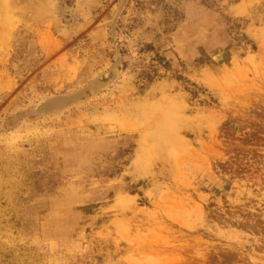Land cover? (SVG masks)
Wrapping results in <instances>:
<instances>
[{"label":"rangeland","instance_id":"rangeland-1","mask_svg":"<svg viewBox=\"0 0 264 264\" xmlns=\"http://www.w3.org/2000/svg\"><path fill=\"white\" fill-rule=\"evenodd\" d=\"M0 264H264V0H0Z\"/></svg>","mask_w":264,"mask_h":264},{"label":"bare ground","instance_id":"bare-ground-1","mask_svg":"<svg viewBox=\"0 0 264 264\" xmlns=\"http://www.w3.org/2000/svg\"><path fill=\"white\" fill-rule=\"evenodd\" d=\"M61 101H62V100H61ZM61 101H56L55 104L58 105V103H59V105H63L65 100H63L62 102H61ZM51 104H52V103H51ZM52 105L54 106V104H52ZM44 108H45V109H48V108H49L48 103H46L45 105H43L42 107H40V108H39V111L42 110V109H44ZM166 130H167V129L164 128L161 132H162V133H163V132H166ZM164 149H165V147H164ZM192 151H193V150H192ZM165 156H166L168 159L171 158V155H170L169 153H166ZM193 156H194V157H197L196 154H194ZM165 159H166V158H165ZM165 159L162 160V163L164 164V165H163L164 167H165V166H168V161H167V159H166V160H165ZM171 185H172V184H171ZM176 201H177V200H176ZM183 201H184L183 199H182V200L179 199V202H180V203H183Z\"/></svg>","mask_w":264,"mask_h":264}]
</instances>
